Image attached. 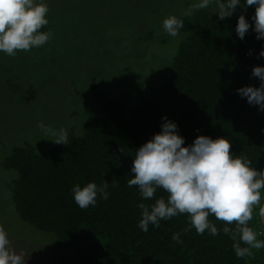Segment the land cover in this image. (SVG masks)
<instances>
[{
  "label": "trees",
  "instance_id": "trees-1",
  "mask_svg": "<svg viewBox=\"0 0 264 264\" xmlns=\"http://www.w3.org/2000/svg\"><path fill=\"white\" fill-rule=\"evenodd\" d=\"M242 14L250 28L241 40L235 29ZM254 14L255 6L238 5L224 20L208 10L180 19L182 42L163 86L149 92L120 88L112 96L94 82L97 112L66 144L42 149L39 138H24L7 151L0 162L4 197L15 216L48 242V264H264V248L237 257L235 242L222 231L225 226L234 230L235 224L225 225L214 215L208 219L218 229L216 236L207 230L198 235L187 214L142 231L137 205L167 199V193L158 188L153 199L141 201L138 189L126 185L133 178L135 151L161 131L162 117L178 125L184 146L199 135L226 138L230 153L264 170V110L237 91L261 83L252 74L254 67L264 66L259 55L264 39H257ZM41 31L49 32L48 26ZM89 182H107L109 196L98 194L95 206L81 209L71 188ZM258 213L256 206L249 226L264 240ZM177 232L181 243L172 240Z\"/></svg>",
  "mask_w": 264,
  "mask_h": 264
},
{
  "label": "rangeland",
  "instance_id": "rangeland-1",
  "mask_svg": "<svg viewBox=\"0 0 264 264\" xmlns=\"http://www.w3.org/2000/svg\"><path fill=\"white\" fill-rule=\"evenodd\" d=\"M51 38L44 46L0 52V162L24 138L55 147L78 133L97 112L92 85L149 92L172 75L182 34L171 37L162 23L182 19L197 0H44ZM216 10L215 4L207 9ZM201 10H193L191 14ZM0 172V226L26 264H48L49 246L13 213ZM264 193L262 192V197Z\"/></svg>",
  "mask_w": 264,
  "mask_h": 264
},
{
  "label": "clouds",
  "instance_id": "clouds-1",
  "mask_svg": "<svg viewBox=\"0 0 264 264\" xmlns=\"http://www.w3.org/2000/svg\"><path fill=\"white\" fill-rule=\"evenodd\" d=\"M212 4L216 6L213 13L220 20L231 17L238 5L245 9L255 6L254 31L257 39H264V0H197L185 14L207 9ZM48 12L44 0H0V52L15 56L18 51L28 52L48 43L51 32L41 31L49 23ZM162 27L169 36L177 37L183 22L171 15L163 20ZM249 28V21L240 15L235 30L241 40ZM259 55L264 57V50ZM252 74L259 78L260 86H245L237 91L250 105L264 110V66L254 67ZM162 119L161 131L135 151L133 178L126 185L138 189L141 201L153 199L158 188L167 193V199L160 197L152 204L139 203L138 227L147 232L150 224L158 228L161 220L187 214L188 224L198 235L207 230L209 235L216 236L218 229L208 219L214 215L225 225L235 224L234 230L225 226L222 231L235 242L233 249L237 257L245 256L250 249L264 248V240L258 239L259 234L249 226L256 206H259V218L264 219V170L258 171L246 157L230 153L231 143L226 138L199 135L184 146L185 139L179 135L178 125L167 117ZM55 142L66 144L63 139ZM107 186V182L103 186L95 182L84 186L75 184L71 192L75 203L87 209L95 206L98 194L108 199ZM172 240L181 243L180 233H174ZM241 243L247 247L242 248ZM0 264H26L24 253L12 249L3 226H0Z\"/></svg>",
  "mask_w": 264,
  "mask_h": 264
},
{
  "label": "water",
  "instance_id": "water-1",
  "mask_svg": "<svg viewBox=\"0 0 264 264\" xmlns=\"http://www.w3.org/2000/svg\"><path fill=\"white\" fill-rule=\"evenodd\" d=\"M262 223H263V225H264V219H262Z\"/></svg>",
  "mask_w": 264,
  "mask_h": 264
}]
</instances>
